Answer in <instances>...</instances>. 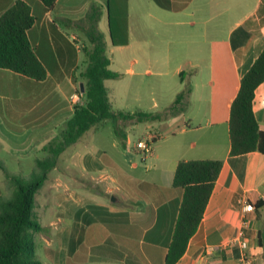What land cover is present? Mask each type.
<instances>
[{"label": "crops", "instance_id": "crops-1", "mask_svg": "<svg viewBox=\"0 0 264 264\" xmlns=\"http://www.w3.org/2000/svg\"><path fill=\"white\" fill-rule=\"evenodd\" d=\"M16 1L0 0V16ZM24 1L35 18L28 37L47 78L0 69L2 151L8 141L41 154L84 102L79 90L94 29L103 35L111 71L131 79L138 107L120 111L162 114L156 131L145 133L155 138L146 162L126 131L113 136L112 150L95 140L60 156L37 199L40 233L50 234L42 235V264H165L184 196L175 173L181 161L193 160H220L223 167L177 264H240L236 239L245 219L253 264H264V154L232 156L229 128L241 80L264 50V0H57L53 9ZM153 75L170 91L165 107L143 99L154 88L144 77ZM167 77L173 84L163 89ZM186 89L182 109L170 113ZM254 112L264 131V82ZM92 131L98 134V126ZM247 204L253 209L246 211Z\"/></svg>", "mask_w": 264, "mask_h": 264}, {"label": "trees", "instance_id": "trees-1", "mask_svg": "<svg viewBox=\"0 0 264 264\" xmlns=\"http://www.w3.org/2000/svg\"><path fill=\"white\" fill-rule=\"evenodd\" d=\"M40 1L48 9H53L57 2ZM34 23L31 7L24 0H17L0 16V69L43 81L47 78V71L28 37ZM90 43L92 49L87 53V66L82 74L85 81L84 102L75 107L74 115L43 147L42 157L38 154L27 176L6 171L7 181L0 195V264H42L36 259V242L33 237L34 232L42 230L36 211V197L50 172L57 167L60 156L68 148L106 120L114 123L116 135L122 137L118 128L120 121L150 122L162 118V114H131L113 109L105 81L117 79L119 74L111 71V60L106 54L103 35L96 29L90 34ZM263 82L264 50L243 76L240 90L231 106L229 128L232 156L251 152L264 154V131L254 112L255 92ZM188 92L186 89L178 95L174 105L169 108L170 113L182 109V100ZM222 167L223 162L220 160L179 163L174 186L182 187L184 196L165 264H177L185 255L204 217ZM259 245L264 249V230L259 232Z\"/></svg>", "mask_w": 264, "mask_h": 264}, {"label": "rangeland", "instance_id": "rangeland-1", "mask_svg": "<svg viewBox=\"0 0 264 264\" xmlns=\"http://www.w3.org/2000/svg\"><path fill=\"white\" fill-rule=\"evenodd\" d=\"M143 78V77H142ZM145 80L150 81V83L153 85V89H147L144 90L145 94L143 99H145L148 103H154L160 102L161 107L163 106L165 102L169 100L170 91L168 90H161V81L160 78L157 76H147L144 77ZM131 79L126 74L121 77V79L117 80H109L107 82V86L111 89V104L115 111H127L132 112L136 110L137 103L135 102L136 98L134 94L131 93ZM173 84V80L171 77H167V81L165 82V87L163 89H167V86H170ZM153 91V93H152ZM143 92V90H141ZM167 93V97L162 98V95ZM153 95V96H152ZM154 97V98H153ZM154 100V101H153ZM144 107V106H142ZM168 107V106H166ZM152 113H158L161 114L158 111H161V109H153L151 110ZM128 123V122H127ZM159 125L158 121H150V122H140L137 125H132L131 127H123L122 125L118 124V128L120 132L126 131L132 140L137 142L138 139L146 138L145 133L147 131L152 130L153 132L156 131L153 128H157ZM98 134H95L93 131L86 133L77 143L76 145L78 147H83L89 143H93L95 140L100 141V143L103 145V147L108 148L110 150V144L113 136L116 134L114 123L110 120H106L102 122L100 125H98ZM117 136V135H115ZM118 137V136H117ZM119 138V137H118ZM121 140V139H119ZM1 142H4L3 138H0ZM121 142V141H120ZM160 144H163V139L160 141ZM16 147H14L10 142L6 141L4 144L3 151L0 148V195L4 192V188L7 181V174L6 171L9 173L14 174H21L24 176H27L33 169L35 165V160L38 156V154H31L24 151L15 150ZM43 155H45L43 153ZM42 157V154H40ZM48 181L45 182L43 188L40 190V192L37 194L36 200L38 199V202L43 199L42 193L47 187H48ZM46 194V193H43ZM37 202V205L39 204ZM36 205V211L38 213V207ZM47 230L43 233L40 232H34L33 237L36 242V259L41 261L42 263H45V256L43 253V240L42 235L50 236L48 234Z\"/></svg>", "mask_w": 264, "mask_h": 264}, {"label": "built area", "instance_id": "built-area-1", "mask_svg": "<svg viewBox=\"0 0 264 264\" xmlns=\"http://www.w3.org/2000/svg\"><path fill=\"white\" fill-rule=\"evenodd\" d=\"M154 137H146L143 139H139L136 143V149L139 151L141 155V161L146 162L154 152ZM252 206L246 205L245 210L250 211L252 210ZM249 223L245 219L242 222V225L239 229L238 236L236 241L240 244L242 250H243V257L241 259L240 264H253V256L251 253L252 246L249 243V240L247 238V230H249Z\"/></svg>", "mask_w": 264, "mask_h": 264}, {"label": "water", "instance_id": "water-1", "mask_svg": "<svg viewBox=\"0 0 264 264\" xmlns=\"http://www.w3.org/2000/svg\"><path fill=\"white\" fill-rule=\"evenodd\" d=\"M81 92L84 93L85 92V87L84 84H81Z\"/></svg>", "mask_w": 264, "mask_h": 264}]
</instances>
